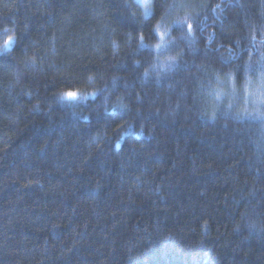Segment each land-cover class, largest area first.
<instances>
[{"label": "trees", "instance_id": "16d2710c", "mask_svg": "<svg viewBox=\"0 0 264 264\" xmlns=\"http://www.w3.org/2000/svg\"><path fill=\"white\" fill-rule=\"evenodd\" d=\"M153 11L0 0V264H264V0Z\"/></svg>", "mask_w": 264, "mask_h": 264}, {"label": "snow or ice", "instance_id": "6c2138e0", "mask_svg": "<svg viewBox=\"0 0 264 264\" xmlns=\"http://www.w3.org/2000/svg\"><path fill=\"white\" fill-rule=\"evenodd\" d=\"M137 3L142 6L144 8V15L145 17H150V16H154L155 13L153 11V7L155 6V0H137ZM217 7H219V5H217ZM173 27L176 29H179L181 31L184 30V28H187V32L189 34H191L192 30H193V24L191 22H189V19L186 17L185 19H178L173 21ZM160 25L158 24L156 26V28L154 29V32L156 34L159 35L160 39L163 41L165 36L169 37V43H172V38L170 36V31L169 30H165V31H160ZM5 32V36L3 38L2 43H0V55H4L6 53H8L10 50H12L16 44L17 41V37L15 34H7L9 32L8 29L4 30ZM139 41L141 43V45H143L144 42V36L143 34H140L139 36ZM157 49H160L162 47V44H157L155 46ZM170 60H174L175 58L170 57ZM248 68H251V63L249 61L248 63ZM260 76L262 79H264V64H261L260 66ZM226 76H228L229 79L235 81L236 76L235 73H226ZM81 97V94L79 93V91H66L63 93L61 99H67L69 101H76ZM261 103H264V93H261ZM229 107H231V105H229ZM239 115V113H238ZM244 116L246 117H251L253 119H258L261 120L262 122H264V111H260V110H256L255 112H248L247 110H245L244 112ZM213 118H215V113H213Z\"/></svg>", "mask_w": 264, "mask_h": 264}, {"label": "rangeland", "instance_id": "374dc122", "mask_svg": "<svg viewBox=\"0 0 264 264\" xmlns=\"http://www.w3.org/2000/svg\"><path fill=\"white\" fill-rule=\"evenodd\" d=\"M145 11V10H144ZM178 60V59H177ZM177 62V61H176ZM176 62H174V63H176ZM177 65H178V63H177ZM176 66V65H175ZM172 67V66H171ZM169 71V70H168Z\"/></svg>", "mask_w": 264, "mask_h": 264}]
</instances>
